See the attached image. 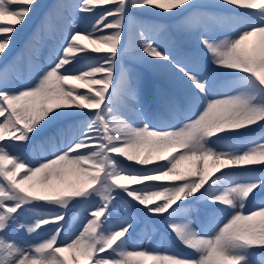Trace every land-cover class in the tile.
<instances>
[{"label":"snow or ice","instance_id":"snow-or-ice-1","mask_svg":"<svg viewBox=\"0 0 264 264\" xmlns=\"http://www.w3.org/2000/svg\"><path fill=\"white\" fill-rule=\"evenodd\" d=\"M43 7L0 0V264H264V0L60 5L63 43L31 80H11L8 58ZM79 204L82 230L62 238ZM51 207L62 211L27 219ZM157 222L187 254L135 244L138 224Z\"/></svg>","mask_w":264,"mask_h":264},{"label":"rangeland","instance_id":"rangeland-1","mask_svg":"<svg viewBox=\"0 0 264 264\" xmlns=\"http://www.w3.org/2000/svg\"><path fill=\"white\" fill-rule=\"evenodd\" d=\"M40 2L42 4L45 2L46 4H44V7H43L41 13L39 14V16L36 19V24L38 26L37 31H36V36L30 45L26 46V44H25V50L23 49L22 52L19 51L20 52L19 57H16L14 59L11 58V60H13V62L9 61V63L7 64V71H8L9 77H12L13 71L24 72L25 70L28 69V76L26 77V79L31 80L33 77H32V73L30 71V68L32 65L35 64V62L33 60L35 59L36 51H38V50L43 51L42 49H40L41 45L39 47L35 48L38 41L41 40V38H44L46 41V38H48V41H49V43H47L48 46L45 44V41L43 42L42 46H44L46 48L47 53H48L47 56L51 57L52 52H53V48L49 47L50 42L53 44H57V42H58L55 39V36H56L55 33H57L59 30L60 36L61 35L66 36L68 34V26L65 27L62 24V22H60V19L57 16L60 8H62V7L59 6L56 10L55 6H53L52 3L55 2V3H60L61 5H72V3L74 4L75 0H40ZM49 2H51V6L48 8ZM208 2H214V0H208ZM106 6L112 7V5H106ZM100 7L101 6H99V5L97 6L98 9ZM62 10H63L64 15L66 16V19L69 21L70 9L67 7H64ZM44 13L47 17V26L46 27H45L44 23L41 22V20H40V18L43 16ZM218 15L226 16L228 14L224 13V12H219ZM134 16L136 19L144 22L145 24L174 23V21H170L165 17H161L158 13L136 12V13H134ZM49 19L52 20L51 23H49ZM78 20L80 21V23H82L83 22V15ZM77 26L79 27V23L77 24ZM224 31L229 36L234 37L236 34L235 27L226 28V29H224ZM28 35H29L28 33L23 34V38L18 40V41H27ZM37 39H38V41H37ZM86 41H89V40L84 39L82 36L80 42L87 44ZM59 44H62V42L60 41ZM88 45L91 46L90 42ZM16 49H20V48L15 47L14 51ZM26 49H27V52H26ZM34 50H35V52H34L35 54H31L30 60L27 61V63L25 65H23L24 61L27 59V57L29 55L27 53L29 51L32 53ZM12 55H13V52H12L11 56H9V57H12ZM20 58L23 59V63H21V62L19 63L18 59H20ZM15 60H18V61L16 62ZM126 62L129 64V66H132L134 64H138L137 61H132V60H128ZM2 64H4V62H0V76H2L4 74V70H5V66L1 69ZM209 67H210V69H214L215 65H211L209 63ZM229 80H230V78H229ZM224 83H228V81H225ZM81 91H84V90L81 89ZM156 117H157V120H164V121L169 122V123L174 122V118L171 117L163 109H161L159 112H157ZM237 142H239V141H237ZM50 147L51 146H45L44 149L38 150L35 153L31 152V150H30L25 155L27 158L31 159L34 156H39L41 154V151L47 152V149ZM141 151H142V154H144V153H146L147 149H143ZM160 154L167 155V152L155 153L154 155H160ZM173 154H175V152H173ZM209 164H211L210 161H209ZM153 166H154V164L150 165L149 167H153ZM186 166H187V162H185V165H182V167H186ZM136 167L139 170H143L141 168V166H139V165H137ZM23 171L24 170H20V173L17 176V179H19V176L23 175ZM208 171L211 174L214 170L211 167H209ZM70 178H72V177H70ZM38 181H39V177H35L33 179V181H30L29 183H36L37 188H39L40 185H39ZM54 183H56L59 188L66 187V185L61 183L59 180L54 181ZM98 202H99V198H97L96 201H94V203H98ZM88 209H89V206L85 205V204L75 205L74 207L70 205L69 210L65 213V219L67 220V224L65 225V228L62 232V238H71L72 236L77 234L80 230H82L83 224H84V222L88 216ZM55 211H62V209H60L58 207H53V208L51 207L50 209L47 208L46 210H42V211L35 210L34 212H29L27 214V219L32 220L38 214H48L50 212H55ZM60 223H63V221H61ZM43 227H44L45 231L41 233V236L35 237L36 240H40V239L44 238L46 235L51 234V225H45ZM25 235L27 236V235H31V234L25 233ZM135 244L137 246L143 245L144 247H153L156 249H171L173 251H177V252H180L182 254H187L185 252L184 247L182 245H180L179 242L176 241L175 238L172 237L171 234L165 230V225L162 222H157L156 227L148 228V229H146L143 224H138L137 232L135 235ZM65 255H68L69 258H71V253L66 252ZM149 264H150V262H149Z\"/></svg>","mask_w":264,"mask_h":264},{"label":"bare ground","instance_id":"bare-ground-1","mask_svg":"<svg viewBox=\"0 0 264 264\" xmlns=\"http://www.w3.org/2000/svg\"><path fill=\"white\" fill-rule=\"evenodd\" d=\"M46 2V1H45ZM43 3V5L44 4H46V3ZM78 2V0H75V2H74V4L75 3H77ZM73 4V3H72ZM49 6H48V8L51 6V2H49V4H48ZM52 5L53 6H55V8H56V10H57V8L61 5L60 3H55V2H53L52 3ZM101 7H108V6H101ZM64 7H62V8H60V10H59V12H58V18L60 19V22H62V24L66 27V26H68V20L66 19V16L64 15V13H63V9ZM48 10V9H47ZM6 20H8V19H11V18H5ZM36 19H37V17L36 18H34V20L32 21V23H31V25L29 26V28L25 31V33H28L29 35H28V38L30 37V36H32V34L33 33H36V31H37V28H38V26H37V24H36ZM109 20H111L112 19V17H109L108 18ZM40 20H41V22H43L44 23V25H45V27L47 26V17H46V15H45V13L43 14V16L40 18ZM52 22V20L51 19H49V23H51ZM82 25V23H79V26H81ZM24 33V34H25ZM56 34V36H55V39L58 41L57 43L58 44H53L52 43V46L51 47H55V48H57V47H59L61 44H59L60 43V41L63 43V39H64V37L65 36H59V33H58V35H57V33H55ZM60 37H63L61 40H60ZM27 38V39H28ZM59 39V40H58ZM37 41H38V39H37ZM39 42V41H38ZM32 43V42H31ZM86 43L87 44H89V41H86ZM82 44H84V43H82ZM132 44H134V41L132 42ZM20 46V48H23L24 50H25V41H17V43H16V47H19ZM89 47H91V46H89ZM14 50V49H13ZM131 50H133L134 51V48H132ZM46 51H41V50H38V51H36V55H35V59L33 60L34 62H35V64H43V63H45L46 62ZM19 55H20V52H19V50L17 49L16 50V52H13V57H12V59H14V58H16V57H19ZM99 55H102V54H99ZM30 58H31V54H29L28 55V57H27V59L24 61V65L27 63V61H29L30 60ZM12 80V79H11ZM51 150H48L47 152H50Z\"/></svg>","mask_w":264,"mask_h":264}]
</instances>
